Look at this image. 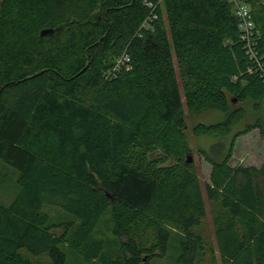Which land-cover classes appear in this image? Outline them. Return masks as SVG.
Returning <instances> with one entry per match:
<instances>
[{
  "label": "trees",
  "instance_id": "obj_1",
  "mask_svg": "<svg viewBox=\"0 0 264 264\" xmlns=\"http://www.w3.org/2000/svg\"><path fill=\"white\" fill-rule=\"evenodd\" d=\"M246 2L252 57L229 0H0V160L18 185L0 264H68L63 245L75 264H151L171 241L178 264H264V165L229 162L239 135L264 138V0ZM209 108L222 119L187 130ZM199 134L223 141L199 149L203 186Z\"/></svg>",
  "mask_w": 264,
  "mask_h": 264
},
{
  "label": "rangeland",
  "instance_id": "obj_2",
  "mask_svg": "<svg viewBox=\"0 0 264 264\" xmlns=\"http://www.w3.org/2000/svg\"><path fill=\"white\" fill-rule=\"evenodd\" d=\"M237 103H238L237 101L234 102V104ZM242 105H244L248 109V106H246L245 103H242ZM184 109L186 110L185 106ZM222 117H223L222 112L216 108H209L193 114H187L186 116L187 130H190L197 123L211 124L218 122L222 119ZM243 126H244V122L239 124L240 128ZM188 141H189V145L193 148L192 149L193 150L192 161L194 166L193 172L198 176L200 183L203 186L205 182L210 181V173L212 168H211V164L205 159V157L202 155L199 149L205 150L206 152L212 154V152H215V149L218 147L217 145H219L223 141L214 136L207 134H199L194 136L190 135L188 137ZM214 155L217 156V154ZM229 162L231 165H235V164H240L245 166L246 165L260 166L262 164L264 165V138L260 135V132L253 129L248 131L247 133H243L239 135L235 139L232 156ZM0 171L4 175L3 180L0 181V203L7 205L13 199L18 189V185L16 183V173L11 167L4 165L1 160H0ZM45 209L46 211H49L53 215V218L55 220L72 219L71 214L66 212L60 207H54L48 205L45 207ZM207 217H208L209 225L211 226V219L209 213ZM100 227L103 231L102 236L104 237V239H107L108 237H112L108 224L105 221V217H102V221L100 222ZM212 237H213V245H215L216 243L214 236L212 235ZM110 246L115 250L116 244L114 243V241L110 243ZM62 248L66 252L67 263L68 264L77 263V254L73 252V250H71L70 248L64 245L62 246ZM22 252H24V249H22ZM177 253L178 250L175 244L173 243V241H171L166 253L152 260L151 264H178L176 261ZM216 256L219 262L221 255L218 249H216ZM35 257L36 256H33L32 258ZM40 258L44 261L45 264H49L50 260L46 255V253L42 254Z\"/></svg>",
  "mask_w": 264,
  "mask_h": 264
},
{
  "label": "built area",
  "instance_id": "obj_3",
  "mask_svg": "<svg viewBox=\"0 0 264 264\" xmlns=\"http://www.w3.org/2000/svg\"><path fill=\"white\" fill-rule=\"evenodd\" d=\"M232 5L234 14L238 18V26L242 31L241 37L245 41L248 48V54L250 57L255 55L253 51L254 41L252 40L253 30H254V20L251 15L250 7L248 6L246 0H229ZM127 55L123 54L120 58L121 62L127 61Z\"/></svg>",
  "mask_w": 264,
  "mask_h": 264
},
{
  "label": "crops",
  "instance_id": "obj_4",
  "mask_svg": "<svg viewBox=\"0 0 264 264\" xmlns=\"http://www.w3.org/2000/svg\"><path fill=\"white\" fill-rule=\"evenodd\" d=\"M246 106H248V111H250L249 114H248V117H247L246 119L249 120V123H252L253 120H254V118H255V114L252 112V111H253L252 105H251V103H250V105L247 104ZM251 110H252V111H251ZM252 113H253V114H252ZM254 129L258 131V128H254ZM252 130H253V129H252ZM254 166H257V165H254Z\"/></svg>",
  "mask_w": 264,
  "mask_h": 264
},
{
  "label": "water",
  "instance_id": "obj_5",
  "mask_svg": "<svg viewBox=\"0 0 264 264\" xmlns=\"http://www.w3.org/2000/svg\"><path fill=\"white\" fill-rule=\"evenodd\" d=\"M52 31H53L52 28H45V29H42V30L40 31V35L43 36V35H46V34L51 33ZM191 160H192V157H191L190 155H188V159H187V161H191Z\"/></svg>",
  "mask_w": 264,
  "mask_h": 264
}]
</instances>
